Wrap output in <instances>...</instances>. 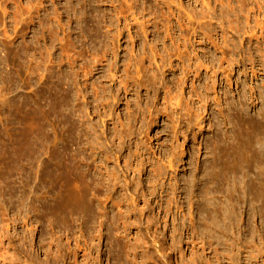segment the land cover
I'll return each mask as SVG.
<instances>
[{"label": "rangeland", "instance_id": "374dc122", "mask_svg": "<svg viewBox=\"0 0 264 264\" xmlns=\"http://www.w3.org/2000/svg\"><path fill=\"white\" fill-rule=\"evenodd\" d=\"M0 264H264V0H0Z\"/></svg>", "mask_w": 264, "mask_h": 264}, {"label": "bare ground", "instance_id": "6f19581e", "mask_svg": "<svg viewBox=\"0 0 264 264\" xmlns=\"http://www.w3.org/2000/svg\"><path fill=\"white\" fill-rule=\"evenodd\" d=\"M225 34V33H224ZM238 34V33H237ZM224 40V39H223Z\"/></svg>", "mask_w": 264, "mask_h": 264}]
</instances>
